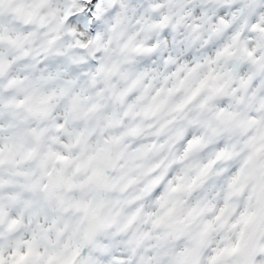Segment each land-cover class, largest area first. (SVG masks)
Returning a JSON list of instances; mask_svg holds the SVG:
<instances>
[{"label": "clouds", "instance_id": "obj_1", "mask_svg": "<svg viewBox=\"0 0 264 264\" xmlns=\"http://www.w3.org/2000/svg\"><path fill=\"white\" fill-rule=\"evenodd\" d=\"M81 7L0 0V259L264 264V0Z\"/></svg>", "mask_w": 264, "mask_h": 264}, {"label": "snow or ice", "instance_id": "obj_2", "mask_svg": "<svg viewBox=\"0 0 264 264\" xmlns=\"http://www.w3.org/2000/svg\"><path fill=\"white\" fill-rule=\"evenodd\" d=\"M95 3V0H82L83 7H81L79 14L74 17L76 23L78 25L83 26L86 29L91 28L90 24V17L92 16L93 8L92 5ZM24 258L21 257V260ZM0 264H5V262L0 259ZM16 264H19V261L16 262Z\"/></svg>", "mask_w": 264, "mask_h": 264}]
</instances>
